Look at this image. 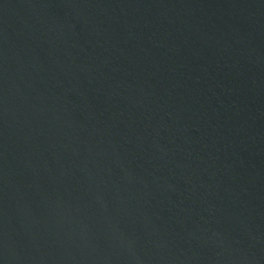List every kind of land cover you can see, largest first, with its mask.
Returning a JSON list of instances; mask_svg holds the SVG:
<instances>
[{
  "label": "water",
  "instance_id": "95a60500",
  "mask_svg": "<svg viewBox=\"0 0 264 264\" xmlns=\"http://www.w3.org/2000/svg\"><path fill=\"white\" fill-rule=\"evenodd\" d=\"M0 264H264V0H0Z\"/></svg>",
  "mask_w": 264,
  "mask_h": 264
}]
</instances>
